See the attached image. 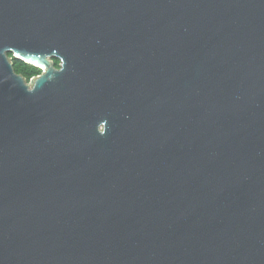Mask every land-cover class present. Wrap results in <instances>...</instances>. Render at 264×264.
Returning a JSON list of instances; mask_svg holds the SVG:
<instances>
[{
    "label": "water",
    "instance_id": "obj_1",
    "mask_svg": "<svg viewBox=\"0 0 264 264\" xmlns=\"http://www.w3.org/2000/svg\"><path fill=\"white\" fill-rule=\"evenodd\" d=\"M0 264H264V0H0Z\"/></svg>",
    "mask_w": 264,
    "mask_h": 264
},
{
    "label": "trees",
    "instance_id": "obj_2",
    "mask_svg": "<svg viewBox=\"0 0 264 264\" xmlns=\"http://www.w3.org/2000/svg\"><path fill=\"white\" fill-rule=\"evenodd\" d=\"M8 56L11 57L10 54H8ZM13 62L14 72L21 74L26 79V81H28L31 77L39 74V71L36 68L24 64L21 61L14 60ZM54 64L55 66H57L58 60L54 59Z\"/></svg>",
    "mask_w": 264,
    "mask_h": 264
},
{
    "label": "flooded vegetation",
    "instance_id": "obj_3",
    "mask_svg": "<svg viewBox=\"0 0 264 264\" xmlns=\"http://www.w3.org/2000/svg\"><path fill=\"white\" fill-rule=\"evenodd\" d=\"M11 58H12V56H11ZM14 60H15V59L12 58V64H14V62H13ZM16 61H18V60H16ZM58 64H59V63H58ZM58 64H57V66H55V64H54V67H55L56 69L59 68ZM37 70H38V69H37ZM38 71H39V74H40L41 71H40V70H38ZM16 74L21 75V74H19V73H16ZM39 74H38V75H39ZM38 75H36V76H38ZM21 76H22V75H21ZM36 76H33V77H36ZM22 77H23V76H22ZM24 79H25V78H24Z\"/></svg>",
    "mask_w": 264,
    "mask_h": 264
}]
</instances>
